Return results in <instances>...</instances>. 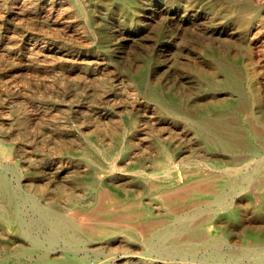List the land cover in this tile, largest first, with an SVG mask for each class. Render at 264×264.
<instances>
[{
    "label": "bare ground",
    "instance_id": "bare-ground-1",
    "mask_svg": "<svg viewBox=\"0 0 264 264\" xmlns=\"http://www.w3.org/2000/svg\"><path fill=\"white\" fill-rule=\"evenodd\" d=\"M72 4L78 6V1L43 0L40 13L30 0H13L12 7L18 16L25 14L53 27ZM230 9L240 15L241 40L230 42L225 57L213 62L208 86L197 91L191 108L178 113L171 102L183 106V100L170 98L169 105L170 100L146 92L144 82L135 79L145 97L167 114H179L180 129L141 111L135 96L121 92L116 97L111 89L95 88L118 113L108 118L89 102L76 106V120L97 124L64 137L58 126H52L50 147L38 145L35 156L26 147L37 139L25 130H13L28 118L18 117L15 123L12 119L6 130H0L1 165L18 156L52 181H73L85 190L59 189L48 195L36 191L30 198L49 229L50 245L52 235H59L70 245L88 242L113 249L141 236L152 248L158 242L164 251L179 254L182 264H264V5L245 0ZM41 53L33 45L25 53L26 65ZM85 75V85L92 87L97 73ZM32 112L37 120L48 115L35 107ZM103 118L108 121L101 122ZM20 204L18 194L0 178V236L11 238L6 228L12 225L20 240L29 241ZM32 244L35 251L37 244ZM31 264L89 263L45 256Z\"/></svg>",
    "mask_w": 264,
    "mask_h": 264
},
{
    "label": "rangeland",
    "instance_id": "rangeland-1",
    "mask_svg": "<svg viewBox=\"0 0 264 264\" xmlns=\"http://www.w3.org/2000/svg\"><path fill=\"white\" fill-rule=\"evenodd\" d=\"M77 1L78 6L72 4L60 23L52 27L25 14L18 16L12 7L13 0H0V130H6L12 119L15 123L18 117L28 118L25 125L17 124L13 130H25L32 139H37L26 147L33 156L39 146L50 147L52 126H58L64 137L85 133L89 124H97L94 120L85 124L76 120V106L89 102V107L108 118L117 112L101 94L94 92L95 88L111 89L116 97L121 92L135 96L141 111L146 110L180 129L179 114L169 115L160 104L145 97L135 79L144 82L146 92L159 93L167 102L170 98L183 100V106L168 102L181 113L186 107L191 108L197 91L208 86L213 62L225 57L230 42L241 40L242 28L237 21L240 15L231 12L230 6L245 0ZM30 4L41 12L43 0H30ZM260 4L264 5V0ZM35 44L42 56L26 65L25 53ZM90 72L97 73L92 87L83 81L85 73ZM33 107L48 115L37 120ZM137 113L144 120L143 112ZM103 119L101 122L108 121ZM40 131L44 134H39ZM20 158L12 156L0 163V178L21 199L20 215L29 227L30 239L20 240L15 235L16 228L8 226L6 230L13 236H0L1 262L11 264L19 260L31 264L47 256L74 262L82 259L89 264L183 263L179 254L164 251L158 242L154 249L141 236L126 240L127 246L113 249L93 247L88 242L70 245L59 235H52L54 242L50 245L49 229L33 210L30 198L36 191L48 195L59 189L80 193L85 190L73 181L54 182L37 172L35 164L26 163L24 158L22 162ZM32 242L37 244L35 251ZM27 250L30 251L26 253Z\"/></svg>",
    "mask_w": 264,
    "mask_h": 264
}]
</instances>
